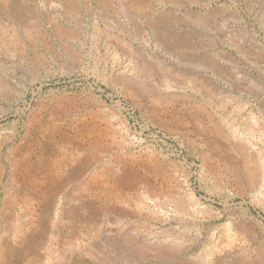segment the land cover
<instances>
[{"label":"rangeland","instance_id":"obj_1","mask_svg":"<svg viewBox=\"0 0 264 264\" xmlns=\"http://www.w3.org/2000/svg\"><path fill=\"white\" fill-rule=\"evenodd\" d=\"M0 264H264V0H0Z\"/></svg>","mask_w":264,"mask_h":264}]
</instances>
